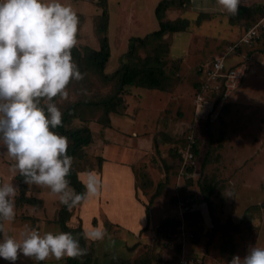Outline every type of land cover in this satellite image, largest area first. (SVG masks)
<instances>
[{"label": "rangeland", "instance_id": "1", "mask_svg": "<svg viewBox=\"0 0 264 264\" xmlns=\"http://www.w3.org/2000/svg\"><path fill=\"white\" fill-rule=\"evenodd\" d=\"M100 1L59 0L70 5L78 17L77 44L73 52L75 49L80 52L84 48L99 49L102 37L97 31V21L102 13ZM160 1L108 0L110 23L107 35L111 57L105 69L107 74L119 67L131 37H144L159 29L155 8ZM263 13L264 0H240L235 15L221 11L216 0H190L183 8L167 11L163 21L187 19L190 24L185 32L167 34L163 39L169 48L165 69L173 82L170 89L161 92L127 87L123 92L127 108L124 115H110L114 121L110 127L98 122L102 111L94 108L86 111L85 123L75 119L69 126L85 124L93 135V143L84 149L80 158L73 160L72 168L78 173L99 172L103 163L100 156L106 148L116 145L119 149L139 153L125 160L120 158L122 164L133 169L139 198L149 203L161 186V195L153 199L150 207L152 221L156 225L147 231H153L154 238H139L133 251L126 250L135 238L124 231L118 233L114 226L111 228L108 222H104L107 232L104 239L93 245L86 243L88 251L95 252L101 264H108L107 257L138 259L151 250L163 254L168 263L179 264L181 255L178 247L184 241L189 242L193 249L182 257H197L202 264H230L232 255L225 252L229 245L234 247V253L241 254L248 251L258 238L264 237V209L254 223H258L260 229H244L240 233L225 229V226L231 228L241 223L246 209L264 204V32L252 44H242L234 52L230 50L252 27L250 25L257 24ZM201 15L202 20L198 22ZM139 53L141 57L147 54L144 50ZM215 57L226 58L227 64H246L240 85L228 96L212 92L221 82H214L209 90L200 91L198 88L203 84V78L198 74L199 67ZM72 59L77 65V60L73 56ZM68 91L69 98L57 105L61 112L80 100H100L112 91V85L102 83L86 71L84 79L79 82L73 80ZM194 143L198 147V155L193 152ZM104 154H108L107 151ZM189 155L193 156L194 164L188 163ZM10 168L8 165L3 168L0 184L10 183L7 179ZM11 184L17 188L15 179ZM203 185L205 188L211 185L215 189L211 196L212 212L201 194ZM24 186L27 197L40 198L42 195L44 198H37L39 204L36 205L17 204L18 187L15 205L21 209L17 208L14 221L5 225L8 235L19 240L21 232L32 228L41 235L62 232L55 222L47 221H52L54 216L57 218L63 206L58 197L50 195L47 188L25 183ZM107 189L110 191L106 185V192ZM112 189L123 196L127 191L126 184L122 183H116ZM187 201L194 203L192 209L199 211L200 219H187V211L183 207ZM122 203L123 200L114 206ZM44 205L45 209L41 210ZM94 209L91 208L92 211ZM73 211L74 216L68 225L76 228L79 220L75 218L77 210ZM166 219L180 221L167 245L166 239L155 235L157 227ZM182 231L185 237H182ZM65 259L56 261L49 258L35 262L19 255L15 264H65ZM199 260L197 264H201ZM0 264L12 262L0 258Z\"/></svg>", "mask_w": 264, "mask_h": 264}, {"label": "clouds", "instance_id": "2", "mask_svg": "<svg viewBox=\"0 0 264 264\" xmlns=\"http://www.w3.org/2000/svg\"><path fill=\"white\" fill-rule=\"evenodd\" d=\"M240 0H216L223 12L235 15ZM78 17L59 0H0V155L10 158V171L28 186L50 190L69 212L101 194L102 181L95 171L78 173L83 193L70 187L74 157L68 155L67 137L52 129L62 126L59 101L69 98L68 86L84 79L73 62ZM86 94V90L82 89ZM58 98V99H56ZM17 188L0 184V258L15 264L19 255L43 262L49 258L78 259L87 255L70 232H21L19 240L8 235L5 225L15 219ZM99 226L85 229V241L103 240ZM230 264H264V248L250 247Z\"/></svg>", "mask_w": 264, "mask_h": 264}, {"label": "trees", "instance_id": "3", "mask_svg": "<svg viewBox=\"0 0 264 264\" xmlns=\"http://www.w3.org/2000/svg\"><path fill=\"white\" fill-rule=\"evenodd\" d=\"M190 0H161L155 8V16L159 21V29L144 36V37H131L128 43L127 51L122 55L120 59V65L115 72L107 74L105 72L106 66L111 57V50L109 44V37L107 35L109 23H110V12L108 10V0H101L99 7L102 10L100 18L97 21V31L102 34L100 39L99 49L84 48L83 52L75 49L72 56L77 60V66L81 72H90L95 75L102 83L106 85H112V91L102 97L100 100L92 101L89 99L80 100L70 104L65 111L62 112V126L52 129V131L60 134L61 136L67 137L68 155L74 158H80L85 148L89 147L93 143V135L91 129L85 124L79 127H69L75 119L85 123L86 111L91 108L100 109L102 111L101 117L98 120L104 127H110L112 125L111 114L124 115L127 108L124 99V89L127 87L143 88L147 90H156L166 92L170 89L173 82L171 77L166 72V61L165 57L168 54L169 48L163 43L164 36L167 34H176L185 32L189 27V21L187 19H176L173 21H163V18L167 11L175 9L177 7H185ZM242 10V9H241ZM259 13L262 11L260 9ZM202 16L198 19V22L202 20ZM254 25V24H253ZM250 25V26H253ZM251 28V27H249ZM263 33V32H262ZM262 36V35H261ZM144 50L147 52L145 57H141L140 51ZM241 63V62H239ZM235 63L233 65H238ZM201 76V72H198ZM225 80H221V84L212 90L213 93H220L222 97L226 96ZM201 83V82H200ZM200 91H203L202 84L198 86ZM193 152L195 155L199 154L196 143L192 145ZM208 154V152H207ZM208 156V155H207ZM206 161V159H204ZM133 170V169H132ZM70 181V187L73 188L76 193H83L85 191L83 184L78 178V172L75 169H71L70 175L67 177ZM17 183L19 185V195L17 196V204L36 205L39 201L35 197H27L25 193L24 179L19 174L16 176ZM161 186L157 190L156 194L150 199V202L145 205L146 216L149 220V213L151 211L153 199L161 195ZM214 187L211 185H205L201 188V194L204 197L205 203L208 205L210 212H212V201L211 196L214 192ZM184 205L189 206L187 211V219H194L197 217L200 219L199 211H194V203L187 201ZM80 206L74 208L78 210ZM73 209V210H74ZM264 209V204L261 206H252L243 214L241 223L234 225L229 228L225 226V229H229L234 233H240L244 229H260V225L254 224ZM69 212L68 209L63 205L57 213V218H53L52 222L56 223L62 232H70L73 236L78 237L82 248H87V241L84 240L82 233L84 229L80 223V217L76 211V219L79 220V226L72 228L68 225V222L74 216V211ZM259 219V223H260ZM94 226L96 225V219L93 221ZM109 224V223H108ZM180 225V221L177 219H166L164 220L155 230L156 238L171 239V236L176 233V228ZM110 226V224H109ZM113 226V225H112ZM111 226V228H112ZM148 230V225L141 232ZM194 238V237H193ZM199 240L196 239V242ZM90 245L96 244L98 241H88ZM137 246V245H136ZM130 248L133 251L135 247ZM181 245L178 247V253L180 254ZM224 252V251H223ZM225 252H229L230 256L234 254L235 249L232 245H229ZM232 256L230 257L232 259ZM108 264H162L164 262V256L159 251L154 252L151 250L146 255L141 256L138 259L130 260L123 258H111L107 257ZM65 264H101L96 257L95 252L90 253L87 249V255L78 259H65Z\"/></svg>", "mask_w": 264, "mask_h": 264}, {"label": "crops", "instance_id": "4", "mask_svg": "<svg viewBox=\"0 0 264 264\" xmlns=\"http://www.w3.org/2000/svg\"><path fill=\"white\" fill-rule=\"evenodd\" d=\"M229 65H233V64H229ZM113 123L114 121L112 120V124ZM120 149L117 148L116 145H112L111 148L105 149V151H107L108 154H104L105 153L104 151L103 155L100 156L103 159V163L101 164L100 171L97 172V175L98 178H100V180L102 181L101 194L95 198H92V201L90 203L81 205L77 210V212L80 217V221H81L80 223L82 224L84 230L85 229L91 230L92 227L95 228L99 226L102 230L105 231V233H107L104 227V222H108L110 226L113 225L115 227V231H118V233L124 231L132 235L135 238V240H133L132 244L130 243L131 245L126 246V250H130V248L136 246L138 242L137 240L139 238H143L145 240H148L149 238L152 237L154 238L153 231H145V232H141V231L145 227H147V225L148 228H152V225L155 226L156 223H153L152 221L153 216L151 211L149 213V220H147L146 207H145L147 203L141 198H139L138 192L135 188V177L131 166H129L128 164H122L123 162L120 161V158L122 160H125L126 158L132 157L134 155L136 156L139 153L138 151L134 152L129 149L127 150L122 149L120 152L121 154L118 155V151H120ZM0 151H5V149L1 147ZM116 153L117 156L115 155ZM1 157H2V161L0 162V173H2L3 168H5L6 165L12 166L13 163L10 158H5L2 155ZM16 175L17 173L16 174H13L12 172L8 173V177H7L8 181L12 183L14 179L16 180ZM0 179H3V177L0 176ZM116 183L126 184L127 191L125 192L124 196L114 192V190L112 189V187L114 188L116 186ZM106 185L110 187V191L107 189L106 192ZM18 187L19 185H17V189ZM39 196L41 197L40 198L36 197V198L39 199L44 198L42 195ZM121 200H123L124 203L118 205V207H115L114 204L116 202H120ZM45 207L46 205H44V207L41 210L45 209ZM92 207L95 208L93 211L91 210ZM17 208L19 207L15 205V209H16L15 213L18 210ZM94 219L98 220L99 224L94 226L93 224ZM47 221L53 223L51 219H48ZM255 246L264 248V237L258 238V241L254 245H252V247ZM192 249L193 248L190 247V243L184 241V243H182L181 245V250H180L181 257L182 254L184 255ZM246 252L248 253L249 250L248 251L246 250L241 254H239V252L234 253L232 258L234 256H239L241 259H243L245 257L243 255H245ZM166 260L167 259L164 258V262L162 264H171L167 262L168 260L167 261ZM197 260L199 259L197 258ZM200 262L202 264L201 260H199V263Z\"/></svg>", "mask_w": 264, "mask_h": 264}, {"label": "built area", "instance_id": "5", "mask_svg": "<svg viewBox=\"0 0 264 264\" xmlns=\"http://www.w3.org/2000/svg\"><path fill=\"white\" fill-rule=\"evenodd\" d=\"M264 32V13L262 18L257 22L256 25L249 28L244 36L241 38L239 43L235 45L230 50L235 51L240 45H250L255 42L257 39L261 38V33ZM246 64L239 63L238 65H229L226 63V58L224 57H215L206 64H202L199 67V72H201V77L203 78V90H209L211 84L214 82H221L222 79L225 80L226 86V96L235 91L240 85V82L246 72ZM188 163H193V156H188ZM185 211L189 210V206L183 205ZM182 237H185V233L182 231ZM190 238H193L192 236ZM179 264H197L195 258L181 257Z\"/></svg>", "mask_w": 264, "mask_h": 264}]
</instances>
